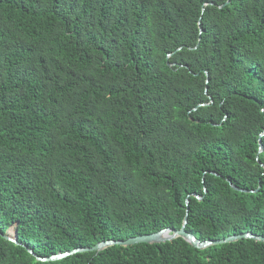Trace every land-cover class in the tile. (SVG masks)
<instances>
[{"label":"trees","instance_id":"trees-1","mask_svg":"<svg viewBox=\"0 0 264 264\" xmlns=\"http://www.w3.org/2000/svg\"><path fill=\"white\" fill-rule=\"evenodd\" d=\"M186 216L264 235V0H0V264H264L249 238L24 246Z\"/></svg>","mask_w":264,"mask_h":264},{"label":"water","instance_id":"water-1","mask_svg":"<svg viewBox=\"0 0 264 264\" xmlns=\"http://www.w3.org/2000/svg\"><path fill=\"white\" fill-rule=\"evenodd\" d=\"M262 150H263V146L260 143L259 151L261 152ZM229 182L235 190H242L239 187H237L236 185H234L231 181H229ZM242 191H245V190H242ZM197 198L201 199V196H197ZM186 224H187V216L185 217L183 225L180 229L165 228V229H161L159 231L153 232V233L130 237V238L125 239V240L109 239L106 241H101L92 247H79V248H75L71 251L60 252L58 254L51 255L48 257L39 256L31 248H29L27 245H24V246L38 260L49 261V260L62 259L68 255H71V254H74L77 252L102 251L103 249H105L109 246H112V245L128 246V245H134L137 243H161V242H166V241H172L178 237L183 238L190 245H192L193 247L199 248V249H204V248H207V247L212 246V245L234 242V241H238V240L243 239V238H249V239H253L256 241L264 242V235L255 234L251 231L230 235V236H228L226 238H222V239H210V240L202 241V240L198 239L194 234H192L191 232L186 230ZM0 235H2L4 238H6L8 240L14 241L17 244H21L17 240V238H15V237H12L10 235H5L2 232H0Z\"/></svg>","mask_w":264,"mask_h":264}]
</instances>
